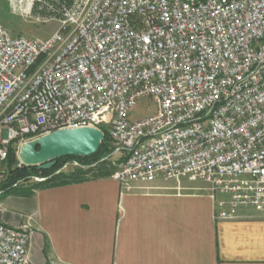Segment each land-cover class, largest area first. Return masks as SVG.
I'll return each mask as SVG.
<instances>
[{
  "label": "built area",
  "instance_id": "1",
  "mask_svg": "<svg viewBox=\"0 0 264 264\" xmlns=\"http://www.w3.org/2000/svg\"><path fill=\"white\" fill-rule=\"evenodd\" d=\"M43 2L15 0L28 16ZM50 9L60 26L46 39L0 23V184L11 148L18 156L57 130L106 129L113 155L125 157L112 176L123 189L202 181L217 219L248 208L264 217V0H65ZM146 98L152 113L132 121ZM82 168L71 161L57 174ZM34 235L29 223L0 221V264H27Z\"/></svg>",
  "mask_w": 264,
  "mask_h": 264
},
{
  "label": "crops",
  "instance_id": "2",
  "mask_svg": "<svg viewBox=\"0 0 264 264\" xmlns=\"http://www.w3.org/2000/svg\"><path fill=\"white\" fill-rule=\"evenodd\" d=\"M191 185L90 179L11 197L0 221L34 227L27 264H264V217L219 220Z\"/></svg>",
  "mask_w": 264,
  "mask_h": 264
},
{
  "label": "trees",
  "instance_id": "3",
  "mask_svg": "<svg viewBox=\"0 0 264 264\" xmlns=\"http://www.w3.org/2000/svg\"><path fill=\"white\" fill-rule=\"evenodd\" d=\"M60 1L64 2L65 0ZM51 2L55 3L53 0H51ZM55 5L57 8L52 10L58 11L60 6H57V4ZM103 132L105 138L94 155L89 157H63L58 159L55 165L50 168L39 166L19 167L17 148H11L6 162L8 174L6 180L0 184V190L9 189V192L11 191L14 194L27 196L33 194L34 191L43 188L58 187L70 183H80L96 178H112L113 174L118 170L119 164H121L125 157L120 155L117 161H113V156H116L113 155L115 151L114 145L107 130L103 129ZM71 161L79 162L84 168L68 173L57 174L65 163ZM34 177H42L47 180L38 183L33 181ZM16 181H25V183L24 185L13 187L16 184Z\"/></svg>",
  "mask_w": 264,
  "mask_h": 264
},
{
  "label": "rangeland",
  "instance_id": "4",
  "mask_svg": "<svg viewBox=\"0 0 264 264\" xmlns=\"http://www.w3.org/2000/svg\"><path fill=\"white\" fill-rule=\"evenodd\" d=\"M46 4L39 3L37 6L34 7L32 13L28 16L26 15L22 9H20L19 4L15 3V0H0V23L13 35V36H26L31 39H46L50 36H52L58 29H59V23H58V17L50 18L52 16L49 9L50 7L52 9H56V5L60 6L62 1L60 0H53L55 3H52L51 0H46ZM55 5V6H53ZM51 10V9H50ZM52 20H50V19ZM151 101L150 99L146 98L140 101V103L137 105V107L134 109L132 113V121L139 120L143 117H146L152 113V110L150 108ZM120 154L113 156V161H117ZM18 160H19V154H18ZM20 164V160H19ZM24 166V165H22ZM21 166V167H22ZM27 167V166H25ZM31 167V166H30ZM42 167V166H39ZM34 181V180H33ZM189 184H192L191 187H189V192H193V189L198 192H204L205 189L207 192L208 197L213 201L215 198H211L210 191H208V185L202 181H188ZM25 181H16L17 186L24 185ZM120 185V184H119ZM121 186V185H120ZM13 187H16L15 185ZM122 193H125L126 190L123 189L121 186ZM192 188V189H190ZM186 189L177 186L176 191L181 193L182 191H185ZM27 195V196H31ZM18 197L21 195L14 194L13 192H9V189H3L0 190V209H5L2 207V204L7 203L11 197ZM218 196V195H217ZM219 198V197H217ZM214 207L215 203L213 201ZM21 214V213H20ZM20 216V215H19ZM33 227V226H32ZM34 228V227H33Z\"/></svg>",
  "mask_w": 264,
  "mask_h": 264
},
{
  "label": "water",
  "instance_id": "5",
  "mask_svg": "<svg viewBox=\"0 0 264 264\" xmlns=\"http://www.w3.org/2000/svg\"><path fill=\"white\" fill-rule=\"evenodd\" d=\"M104 138L105 134L96 128L57 130L23 143L19 151V160L22 165L27 167L50 168L63 157L94 155Z\"/></svg>",
  "mask_w": 264,
  "mask_h": 264
},
{
  "label": "bare ground",
  "instance_id": "6",
  "mask_svg": "<svg viewBox=\"0 0 264 264\" xmlns=\"http://www.w3.org/2000/svg\"><path fill=\"white\" fill-rule=\"evenodd\" d=\"M154 141H162V134H154Z\"/></svg>",
  "mask_w": 264,
  "mask_h": 264
}]
</instances>
